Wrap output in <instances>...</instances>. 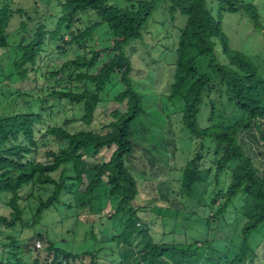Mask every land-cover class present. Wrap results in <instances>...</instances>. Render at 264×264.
<instances>
[{"label": "trees", "instance_id": "obj_1", "mask_svg": "<svg viewBox=\"0 0 264 264\" xmlns=\"http://www.w3.org/2000/svg\"><path fill=\"white\" fill-rule=\"evenodd\" d=\"M57 1L60 14L54 30L47 31L40 25L30 41L23 39L17 45L21 52L14 63L18 75L25 78L32 69L36 72L35 66L49 41L59 42L60 52L66 55L67 45H84L95 37L99 27L105 26L111 34L109 45L93 46L88 54L67 60L59 70L51 73L56 77L59 72H70L72 81L88 82L92 88H87L86 84L80 92L61 91L55 86L48 89L53 88L52 97L80 106V120L91 126L101 102L100 94L117 76L122 90L115 100L124 104L125 109L112 111L113 119L105 132L93 129L71 131L66 123L72 120L45 124L42 109L0 116V199L9 211V215L0 214V227L30 229L44 210L64 203L62 196L70 191L69 181H76L78 206L86 207L87 203L96 202L99 206L94 208L93 204L90 208L92 211L99 208L105 220L119 215L125 219L122 229L110 240L121 246L126 255L136 253L130 264H170L167 257L171 254L179 255L183 264H253L257 239L264 235V169L256 166L251 154L246 152L241 136L256 130L264 145V75L230 47L221 29L220 16L212 15L205 0H167L172 22L177 15L186 18L178 36L173 83L167 99L181 106V125L192 140L200 141L202 149H209L210 142L213 144L212 163L215 165V186L199 192L198 188L210 179L212 167H206L200 152L187 160L181 169L179 193L194 210L209 207L211 216L204 217L218 227L225 225V216L230 209L234 219L243 220V225L239 229L236 251L231 256L214 249L209 240L156 242L142 222L141 211L133 207L139 193L138 183L127 163L132 158L139 134L134 124L148 112L143 106L142 95L134 87L132 62L125 47L143 37L148 20L164 0H138L125 7L109 4L108 0ZM216 1L218 11L241 10L245 13L255 31L262 34L264 47V25L255 4L242 0ZM89 11L96 13V19L84 29L73 30L79 15ZM13 14L14 10L8 5L0 8V49L8 46L7 28ZM64 27L68 28L70 39L61 35ZM94 68L96 71L90 72ZM37 134L41 138L50 136L64 145L59 151L47 150V162L30 157L38 148ZM108 148L112 152L107 160L87 166L82 151L85 155L98 157ZM225 169L230 174L229 183L225 189L216 190L219 175ZM26 186L50 189L47 198L38 203L33 224L24 221L20 204V193ZM101 200L105 202L103 205H100ZM106 203L114 207L113 213L103 212ZM0 233L5 235L1 230ZM94 233L96 231L92 232L93 236ZM32 237L28 239H34ZM9 239L13 244L17 242L16 236ZM3 246L5 248L6 244ZM13 250L23 248L15 246ZM48 250L68 258L80 256V253L56 247L52 241H49ZM83 253L92 256L91 264L97 263V251ZM8 261L11 262L2 257L0 264H8ZM33 264L42 263L35 259Z\"/></svg>", "mask_w": 264, "mask_h": 264}, {"label": "rangeland", "instance_id": "obj_2", "mask_svg": "<svg viewBox=\"0 0 264 264\" xmlns=\"http://www.w3.org/2000/svg\"><path fill=\"white\" fill-rule=\"evenodd\" d=\"M136 1L138 0H108V3L125 7ZM242 1L257 6L264 25V0ZM57 2V0H0V8L8 5L14 10L7 28L8 46L0 49V116L39 112L42 109L45 124L72 120L71 123H66L71 131L93 129L105 132V127L113 119L112 111L116 108L125 109L124 104L120 105L115 100L116 95L122 90L117 76L100 94L101 102L91 126H86L80 120L82 116L80 106L52 97L53 88L48 89L49 86H55L61 91L80 92L86 88V84L87 88H92L88 82L72 81L70 72H59L56 77L51 73L59 70L67 60L88 54L93 46L109 45L111 34L106 31L105 26L99 27L95 37L87 40L84 45H67L66 55L60 52L59 42L49 41L35 66L36 72L32 69L25 78H21L14 67L15 61L21 56L17 45L23 39L26 42L30 41L40 25H44L47 31L54 30L57 16L60 14ZM205 2L215 18L220 16L221 29L227 36L230 47L245 56L264 75L263 37L260 32L255 31L249 17L241 10L218 11L216 0ZM168 6L167 0L161 1L148 20L143 37L131 41L125 47L126 55L132 62L134 87L142 95L143 106L148 112L146 117L134 124L139 134L132 158L127 163L138 183L139 193L133 201V207L141 211L139 215L142 222L149 228V234L154 241L171 244L209 240L214 249L227 252L231 256L236 251L243 220H235L230 209L225 216V225L218 227L204 217L211 216L212 210L209 207L194 210L192 204L179 193L181 169L187 160L200 152L206 167H212L210 179L198 188L199 192L215 186V165L212 163L213 144L210 142L209 149L206 147L202 149L200 141L192 140L191 135L181 125V106L167 99L173 83L178 36L186 20L183 15H177L172 22ZM20 9L25 13L19 12ZM95 19L96 13L93 11L81 13L73 30L84 29ZM61 35L65 39H70L68 28L64 27ZM218 50L220 51L219 46ZM95 71L96 68L90 72ZM37 139V151L30 157L36 158L39 162L48 161L47 150L59 151L64 146L50 136L41 138L40 134H37ZM241 139L256 166H263L264 169V145L259 140L256 130L244 132ZM111 152L112 149L108 148L98 157L85 155L83 151L81 154L84 155L87 166H90L107 160ZM229 180L230 174L228 169H225L219 175L216 190L225 189ZM69 186L70 191L62 196L64 203L44 210L35 224L33 221L38 203L47 198L50 189L26 186L21 191L20 204L24 221L33 225L30 229L21 226L13 229L0 227L5 233V235L0 233V259L4 257L5 261L10 260L8 264H33L35 259L42 264H91L92 256L83 252L95 250L98 252L96 264L133 263L136 253L126 255L121 246L110 240L122 229L125 219L119 215L105 220L99 208L94 211L90 208L93 204L94 208L98 207L96 202L87 203L86 207L78 206L75 197V194L79 195L78 185L76 181H69ZM104 203V200H101L100 205ZM236 206L239 207L240 204ZM113 209L110 203H106L103 212L111 214L114 212ZM0 214L9 215V211L3 207V199H0ZM93 231H96L94 236ZM11 236L17 237L15 244L10 241ZM32 236L34 239H28ZM49 241L63 250L80 253V256L74 259L58 254L54 250L49 251ZM257 241V255L253 264H264V235L259 236ZM3 244H6L5 248ZM15 246H20L23 250L15 251L13 250ZM167 260L170 264H183L177 254H171Z\"/></svg>", "mask_w": 264, "mask_h": 264}, {"label": "built area", "instance_id": "obj_3", "mask_svg": "<svg viewBox=\"0 0 264 264\" xmlns=\"http://www.w3.org/2000/svg\"><path fill=\"white\" fill-rule=\"evenodd\" d=\"M38 245H40V244H38Z\"/></svg>", "mask_w": 264, "mask_h": 264}]
</instances>
